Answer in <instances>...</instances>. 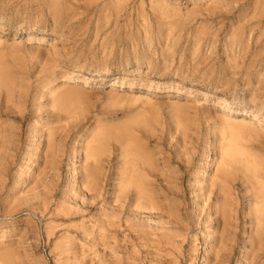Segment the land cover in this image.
Wrapping results in <instances>:
<instances>
[{
    "label": "rangeland",
    "instance_id": "1",
    "mask_svg": "<svg viewBox=\"0 0 264 264\" xmlns=\"http://www.w3.org/2000/svg\"><path fill=\"white\" fill-rule=\"evenodd\" d=\"M0 68V264H264V0H0Z\"/></svg>",
    "mask_w": 264,
    "mask_h": 264
},
{
    "label": "bare ground",
    "instance_id": "2",
    "mask_svg": "<svg viewBox=\"0 0 264 264\" xmlns=\"http://www.w3.org/2000/svg\"><path fill=\"white\" fill-rule=\"evenodd\" d=\"M1 69V68H0ZM2 70V69H1ZM3 72V71H2ZM5 75V74H4ZM3 75V76H4ZM6 80H7V78H6ZM8 85H9V83H8ZM9 87V86H8ZM1 88V87H0ZM2 89V88H1ZM10 90V89H9ZM8 92V91H7ZM9 93V92H8ZM1 94V93H0ZM13 94V93H12ZM13 96V95H12ZM6 97V96H5ZM9 97V96H8ZM7 98V97H6ZM7 100H8V98H7ZM227 101H225V104L227 105ZM256 117V116H255ZM227 119H229V118H227ZM254 120V119H253ZM253 120H248L247 121V124H245V125H247V126H252V124H254V121ZM259 120V119H258ZM227 122H228V124L230 125V122H229V120H226ZM234 122V121H233ZM236 123V122H235ZM237 123H239V122H237ZM228 125L226 124V127H227ZM231 127H232V123H231V125H230ZM255 126V125H254ZM238 128H239V125L237 126ZM246 127V126H245ZM243 128H244V126H243ZM254 128V127H253ZM229 130V129H228ZM234 131H236V129H234L233 128V131L232 132H234ZM239 133V132H238ZM235 134V133H234ZM4 136V135H3ZM229 136V135H228ZM236 134H235V138H236ZM237 137H240V135H238ZM231 138H232V136H231ZM230 139V138H229ZM228 140V139H227ZM232 140H235V139H233L232 138ZM242 140V139H241ZM226 142V141H225ZM231 141H229V143H230ZM237 142V141H236ZM233 143V142H232ZM231 145V144H230ZM240 146V145H239ZM234 147H236V148H239L237 145H235ZM233 147V148H234ZM229 148H230V146H229ZM226 149V148H225ZM231 149H232V146H231ZM230 149V150H231ZM243 149V148H242ZM242 149H241V151H242ZM229 150V149H228ZM235 150V149H234ZM225 151V150H224ZM223 151V152H224ZM227 152V151H226ZM232 152H235V151H233V149H232ZM240 152V151H239ZM245 152V151H244ZM244 152H243V154H244ZM144 154V153H143ZM227 154V153H226ZM232 154V153H231ZM234 154V153H233ZM235 154H237V153H235ZM247 154V153H246ZM251 154V153H250ZM221 155V154H220ZM238 155V154H237ZM224 156V155H223ZM244 157V156H243ZM250 157V159L252 158L251 156H249ZM229 158H230V156H229ZM232 159H234V158H232ZM252 160V159H251ZM222 161V160H221ZM229 161H230V159H229ZM134 162V161H133ZM241 162V161H240ZM253 162V161H252ZM222 163V162H221ZM220 163V164H221ZM225 163V162H224ZM230 163V162H229ZM233 163V162H232ZM255 163V162H254ZM223 164V163H222ZM228 164V163H227ZM129 165H130V162H129ZM131 165H134V163H132ZM223 165H225V164H223ZM227 166V165H226ZM254 166H255V164H254ZM97 167H99V166H97ZM223 167V166H222ZM232 167V166H231ZM252 167V166H251ZM250 167V168H251ZM261 167V166H260ZM259 167V168H260ZM230 168V167H229ZM262 168V167H261ZM128 169H129V167H128ZM136 169V168H135ZM135 169H134V171H135ZM137 169H139V168H137ZM231 169V168H230ZM253 169V168H252ZM264 169V168H263ZM262 169V170H263ZM130 170V169H129ZM128 170V171H129ZM251 170V169H250ZM217 171V170H216ZM256 171V170H255ZM264 171V170H263ZM87 172V171H86ZM89 172V171H88ZM87 172V173H88ZM92 172H93V169H92ZM131 172V171H130ZM141 172H144V170L142 171L141 170ZM148 172V171H147ZM256 172H258V171H256ZM90 174H91V172H89ZM99 173V172H98ZM264 173V172H263ZM262 173V174H263ZM129 174V173H128ZM151 174V173H150ZM219 174H222V173H220L219 172ZM218 174V175H219ZM226 174H228V172L226 173ZM88 174H86V176H87ZM91 175H95V174H91ZM132 175H134V173L132 174ZM142 175H145L144 173L142 174ZM225 175V174H224ZM257 175V174H256ZM85 176V175H84ZM123 176V175H122ZM127 176V175H126ZM222 176H223V174L222 175H219V179L221 180L222 179ZM138 177V176H137ZM143 177V176H142ZM151 177V176H150ZM224 177V176H223ZM88 178V177H87ZM86 177L84 178V180H86L87 179ZM139 178V177H138ZM226 178V177H225ZM120 179H122V178H120ZM133 179H134V176H133ZM146 179H148V178H146ZM153 179H154V177H153ZM212 179H213V177H212ZM224 179V178H223ZM92 180V179H91ZM130 180V179H129ZM214 180V179H213ZM225 180V179H224ZM228 180V179H227ZM131 181H132V179H131ZM139 181V180H138ZM142 181V180H141ZM252 181V180H251ZM254 181V180H253ZM120 182V181H119ZM136 182V181H135ZM134 182V183H135ZM140 182V181H139ZM215 182V181H214ZM84 183H85V181H84ZM127 183V182H126ZM130 183V182H129ZM166 183V182H165ZM165 183H164V185H165ZM213 183V182H212ZM225 183H227V182H225ZM83 184V183H82ZM123 184V183H122ZM218 184V183H217ZM223 184V183H222ZM263 184V183H262ZM85 185V184H84ZM92 185V184H91ZM120 185V184H119ZM129 185L131 186V184H126V187H125V192H124V194H120V196L121 195H127V199H131V198H129L128 197V195L130 194V191H129ZM210 185V184H209ZM208 185V186H209ZM214 185V184H213ZM218 185H221V184H218ZM251 185V184H250ZM124 186V185H123ZM166 186V185H165ZM215 186V185H214ZM225 186V185H224ZM254 186V185H253ZM134 187H135V190H137L136 191V193L135 194H137V196H136V198L134 199L133 198V196H132V200H139V201H142V200H145V202L146 201H148L150 204H152L153 206H151V207H155L154 206V203H153V199H151V198H154L153 197V195H152V191L150 190V187L146 184V183H143V182H140V183H136L135 185H134ZM157 187V186H156ZM227 187V186H226ZM251 187H252V185H251ZM93 188V187H92ZM95 188V187H94ZM155 188V187H154ZM172 189H174V188H172ZM228 189L229 188H227V190L226 191H228ZM119 190V189H118ZM153 190V189H152ZM155 190V189H154ZM162 190V189H161ZM161 190H160V192H161ZM230 190V189H229ZM257 190V189H256ZM150 191V192H149ZM156 191V190H155ZM162 191H164V190H162ZM168 191V190H167ZM212 192L211 193H214V191L213 190H211ZM217 191V190H216ZM223 191H225V190H223ZM225 191V192H226ZM165 192V191H164ZM260 192V191H259ZM263 192V191H262ZM121 193V192H120ZM227 193H229V192H227ZM115 194H117V193H115ZM152 195V196H151ZM226 195V194H225ZM119 196V195H118ZM124 197V196H123ZM255 197V196H254ZM261 197V196H260ZM226 198H227V195H226ZM228 199V198H227ZM151 200V201H150ZM224 200H225V198H224ZM231 200H233V199H231ZM118 201V200H117ZM120 201L122 202V204L124 203H126V201H124V200H122V199H120ZM161 201V200H160ZM223 201V200H222ZM152 202V203H151ZM225 202H227V201H225ZM117 203V202H116ZM159 203V202H158ZM223 204V207H222V209L221 208H219V209H217V214H219V215H221L220 214V212H223V213H225L224 214V217H223V219L225 218V215H227L228 213H226V212H228V211H226V210H228L227 208H226V203H224V202H222ZM118 204V203H117ZM157 204V203H156ZM158 205V204H157ZM228 205H229V203H228ZM228 205H227V207H228ZM259 205V204H258ZM264 205V204H263ZM128 206V205H127ZM125 207V206H124ZM150 207V206H149ZM150 207V208H151ZM158 207V206H157ZM130 208H132V207H130ZM123 209V208H122ZM134 209V208H133ZM153 210L155 209V208H152ZM136 210H138L139 211V208H137ZM209 210V209H208ZM262 210V209H261ZM134 211V210H133ZM160 211V210H159ZM120 212V211H119ZM143 212V211H142ZM172 213V212H171ZM134 214V213H133ZM137 214V213H136ZM161 214V213H160ZM166 214V213H165ZM260 216L261 215H263L264 213H263V210H262V213H261V211H259V213H258ZM167 215V214H166ZM169 215H170V213H169ZM151 216H152V214H151ZM168 216V215H167ZM223 216V215H222ZM170 217V216H169ZM168 217V218H169ZM220 217V216H219ZM257 219V218H256ZM232 220V219H231ZM260 221V220H259ZM217 222H218V225L219 224H222L223 226H224V230H226L227 228H228V225H226L227 223L226 222H228V220L226 221V219H224V220H217ZM181 224V223H180ZM222 225H220L221 227H222ZM117 226V225H116ZM231 226V225H230ZM107 227V226H106ZM219 228V227H218ZM223 229V228H222ZM222 229H220V230H222ZM218 230V229H217ZM224 230L222 231V232H224ZM216 233H218V232H216ZM215 233V234H216ZM221 233V232H220ZM261 233V232H260ZM176 234V233H175ZM222 234V233H221ZM226 236V235H225ZM221 237V236H220ZM259 239H260V237H258ZM257 238V239H258ZM224 239V238H223ZM226 239V238H225ZM220 241H222L221 239H220ZM228 241V240H227ZM258 241V240H257ZM219 243V242H218ZM222 243H223V241H222ZM259 244V243H258ZM218 245V244H217ZM220 245V244H219ZM220 248V247H219ZM214 250V249H213ZM219 250V249H218ZM221 250V249H220ZM224 250V249H223ZM220 254V253H219ZM221 254H222V252H221ZM221 258V257H220ZM219 258V259H220ZM216 261V260H215Z\"/></svg>",
    "mask_w": 264,
    "mask_h": 264
}]
</instances>
